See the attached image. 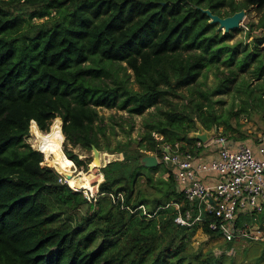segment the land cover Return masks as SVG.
I'll list each match as a JSON object with an SVG mask.
<instances>
[{"label": "trees", "instance_id": "obj_1", "mask_svg": "<svg viewBox=\"0 0 264 264\" xmlns=\"http://www.w3.org/2000/svg\"><path fill=\"white\" fill-rule=\"evenodd\" d=\"M252 6L259 11L246 31L253 45L236 56L228 33L218 32L202 8L226 16ZM24 15L48 17L24 28ZM262 42L264 0H0V264H216L213 249H195L191 238L199 228L211 238L217 234L207 225L176 224L174 207H164L183 200L172 168L147 167L140 158L146 150L161 155L162 143L193 150L189 133L196 121L215 130L226 124L222 134L233 130L194 96L197 90L208 99L194 85L223 51L228 65L251 66L241 85L264 101ZM127 68L138 88L119 74ZM220 72L216 90L235 75L232 67ZM182 88L189 98L174 101L185 95ZM154 105L140 140L109 149L124 157L101 167L94 201L42 165L43 154L24 140L32 120L47 130L60 116L66 141L101 150L97 131L105 127L96 123L97 107L141 114ZM229 138L252 142L246 135ZM141 168L145 186L154 188L148 193ZM157 170L168 177L154 179L149 171ZM118 193L123 202L113 201Z\"/></svg>", "mask_w": 264, "mask_h": 264}, {"label": "rangeland", "instance_id": "obj_2", "mask_svg": "<svg viewBox=\"0 0 264 264\" xmlns=\"http://www.w3.org/2000/svg\"><path fill=\"white\" fill-rule=\"evenodd\" d=\"M47 17L48 16H43L42 18H39L34 16L31 18V20H29V18L24 15L22 16V24L25 28L28 26L29 21L32 23L39 22L46 19ZM258 17L259 11L255 8V6H252L251 8L246 9V16L241 21V25L238 28L232 29L229 32H225L223 28H219L218 24L215 23L216 30H218V32L223 34L228 33V35L225 37L226 43L230 45H236L234 49L236 56H242L245 51L250 50V48L252 47L253 43L251 41V38L246 35V31L248 29V24L253 21L256 22L258 20ZM259 46L263 49L264 42L260 43ZM225 55L226 51L221 52L219 60H214L215 62L213 61L209 68L204 67L203 74L197 78L194 85V89L198 88L200 91H207L209 94L208 99L200 96L197 90L194 91V96L195 98L203 100L205 109L208 108L209 105H211L212 110L215 112V114H217L220 121H227L231 125L233 130H227V133L224 135H235L236 137L246 135L247 138H250L252 141L250 145L256 150L257 145L255 137L259 132L264 131V101H261L257 97H252V95L248 94L247 91L244 90V87L241 85L242 80H248V78L250 77L251 66L240 67L238 65H235V61H233L231 65H228V62L222 60L224 59ZM121 64L124 66L126 63L124 61H121ZM252 66L254 65L252 64ZM230 67L235 69V75H233L231 79L227 81L224 87L216 90L214 86L219 80V77L222 76V73L220 71H223V73L226 74L228 73ZM125 73L127 74V83L134 88H138V83L134 81L135 77L133 70L131 68H127L125 69V71L122 69L119 72V74L122 76H124ZM106 80L110 81V78H106ZM254 83L255 82H253V85H255ZM180 91H183L185 93L182 99L178 97H173L172 99L174 101H187V99L189 98L187 89L182 88ZM159 103H162L163 107H166L168 105L164 102ZM97 109L101 119L97 120L96 123L101 124L103 127H105L104 130L97 131V136L101 145L100 151L105 154L102 164V166H104L110 161L123 159V153L109 151V149L113 148L118 141L137 142L142 138V134L146 129L144 122L145 117L150 111H153L155 109V105L147 108L141 114H131L126 109H119L117 106H99L97 107ZM57 117L60 118V116H56L53 118V120ZM53 120L51 121V123L53 122ZM31 124L32 123L30 122L29 132L24 136V140L29 143L33 149H36L31 141ZM50 125L47 130H40L46 132L50 129ZM224 128H226V124H221L217 128V132L223 133ZM154 135H156L158 139H161V136L159 134L155 133ZM237 143L246 142L238 139ZM62 147L65 153L66 151H70L77 156L78 160L81 161L80 163L74 162V175H77L79 170L82 171L88 169L89 165L91 164V149L84 148L79 144L72 145L66 140H64ZM145 152V154H157L150 150H146ZM254 154L257 155V152H255ZM41 163L44 166L53 167L58 173H60L53 165H50L46 161H44V155ZM102 166L97 167L99 172H101ZM139 171L142 174V176L139 178L142 188L147 193L152 189L154 190L153 187H151V189L144 184L147 170L141 168L139 169ZM60 174L64 177V173ZM149 174H151L154 179H156L158 176L163 178L167 177V174L164 172L161 173L160 170L149 171ZM103 179L104 177L102 173V177L98 183L103 181ZM79 191H82L83 194L86 197L90 198V200L92 201H94L99 194L98 189L95 194H91L85 189H79ZM191 241V244L195 249L200 247L203 251H205L208 248H212L216 256V264H264V240L252 241L247 243L231 242L230 246L227 247V241H223L218 236H216L215 238H211L209 235L204 233L201 228H199L192 236Z\"/></svg>", "mask_w": 264, "mask_h": 264}, {"label": "built area", "instance_id": "obj_3", "mask_svg": "<svg viewBox=\"0 0 264 264\" xmlns=\"http://www.w3.org/2000/svg\"><path fill=\"white\" fill-rule=\"evenodd\" d=\"M255 141L256 150L214 129L205 141L194 138L193 150L180 148L178 141L161 144L159 164L172 168L183 194L181 202L164 206L174 207L176 224L207 225L223 241L232 243L264 240V131ZM209 173L217 174L218 180L210 183L201 178ZM111 196L114 202H123L122 194ZM137 208L149 217L154 215L143 204Z\"/></svg>", "mask_w": 264, "mask_h": 264}, {"label": "bare ground", "instance_id": "obj_4", "mask_svg": "<svg viewBox=\"0 0 264 264\" xmlns=\"http://www.w3.org/2000/svg\"><path fill=\"white\" fill-rule=\"evenodd\" d=\"M31 123L32 144L43 153L44 161L53 165L60 173L71 174V177L66 181L74 189H85L87 192L95 194L102 173L98 171V165L91 163L87 170H79L77 175L73 174L74 161L62 149L65 136L61 127V119L59 117L55 118L50 125V129L46 132L41 131L34 120ZM104 156L105 154L99 151L100 165L103 164Z\"/></svg>", "mask_w": 264, "mask_h": 264}, {"label": "water", "instance_id": "obj_5", "mask_svg": "<svg viewBox=\"0 0 264 264\" xmlns=\"http://www.w3.org/2000/svg\"><path fill=\"white\" fill-rule=\"evenodd\" d=\"M202 11L208 15L210 23H217L218 27L221 29L223 28L225 30V32H229L232 29L238 28L241 25V21L246 16V9H244V8H241V9L233 12L232 14L226 15V16H221L217 13H214L209 8H202ZM213 131H214L213 128L206 129L198 121H196V129L189 133V137L192 139L196 138V139H199L201 141H205L209 138V136L212 134ZM91 151H94V153H92L90 163H93L94 165H98V167L102 166V165H100V161L98 158V154H99L100 150L94 144H91ZM140 162L142 165L147 166V167H154V166H157L159 164V160H158L157 155L153 154V153L143 155L140 158ZM69 177H71V174H69V173L64 174V180L65 181ZM74 190H77V189H74ZM77 191H79V190H77Z\"/></svg>", "mask_w": 264, "mask_h": 264}, {"label": "crops", "instance_id": "obj_6", "mask_svg": "<svg viewBox=\"0 0 264 264\" xmlns=\"http://www.w3.org/2000/svg\"><path fill=\"white\" fill-rule=\"evenodd\" d=\"M229 137V136H228ZM235 140V142L237 143V140L236 139H234ZM254 140V139H253ZM164 173H166L167 174V177H168V175H169V171H166V172H164ZM166 177V178H167ZM165 178V177H164ZM203 180H205V181H207V182H210V183H214L215 181H217L218 180V176H217V174H215V173H209V174H207V175H204V176H202L201 177ZM219 178H221V176H219ZM176 184H177V182H176Z\"/></svg>", "mask_w": 264, "mask_h": 264}]
</instances>
